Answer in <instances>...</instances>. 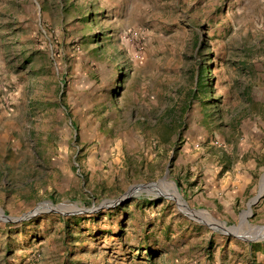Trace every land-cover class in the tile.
<instances>
[{
  "label": "rangeland",
  "instance_id": "1",
  "mask_svg": "<svg viewBox=\"0 0 264 264\" xmlns=\"http://www.w3.org/2000/svg\"><path fill=\"white\" fill-rule=\"evenodd\" d=\"M263 176L264 0H0V264H264Z\"/></svg>",
  "mask_w": 264,
  "mask_h": 264
},
{
  "label": "water",
  "instance_id": "2",
  "mask_svg": "<svg viewBox=\"0 0 264 264\" xmlns=\"http://www.w3.org/2000/svg\"><path fill=\"white\" fill-rule=\"evenodd\" d=\"M165 177H167V176H165ZM165 177H163V179H164ZM161 180H162V179H161ZM161 180H159L158 182H155V183H148V184H146V185H136V186L130 188L129 191H128L127 193H125L122 197H120L119 199H117V200H113V201H105L104 203H102L101 205H99V207H97V209L113 207V206L117 205L118 203L127 200L129 197L132 196V194H130V193H132V191H136V193L149 192V191H152V192H153V191H156V188H157V187H154V186H155L156 184H158ZM133 189H135V190H133ZM134 193H135V192H134ZM261 196H262V195H261ZM261 196H259L258 198H253V199H255V200H254L253 202H251V201L253 200V199H252V200L249 202V204L247 205V211H249V212L251 213V206L254 205V204H256ZM60 207H61V206H60ZM97 209H96V210H97ZM53 210H54V211H57V210H55V209H53ZM186 210H187V209H186ZM40 212H41L40 210L36 209L33 213L25 214V215H24L22 218H20L19 220L28 219V218L32 217L33 215H36V214H38V213H40ZM77 212H78V213H81V212H88V210H86V209H78ZM1 218H2L3 220H5V221H11L10 218L4 216L3 214L1 215ZM15 220H18V219H15ZM231 228H232V227H229V228H225V227H224V230L226 231V234L234 235V234L228 232V230L231 229ZM235 237H239V236H235ZM239 238H241V237H239ZM241 239H245V240H247V241H258V240H250V239H246V238H241Z\"/></svg>",
  "mask_w": 264,
  "mask_h": 264
},
{
  "label": "bare ground",
  "instance_id": "3",
  "mask_svg": "<svg viewBox=\"0 0 264 264\" xmlns=\"http://www.w3.org/2000/svg\"><path fill=\"white\" fill-rule=\"evenodd\" d=\"M160 184V182L158 183V184H156L155 186H158ZM154 186V187H155ZM175 189V188H174ZM259 192H258V196L256 197V198H258L259 196H261L263 193H264V176L261 178V181H260V184H259ZM133 190H135V189H133ZM134 191H132V193H130V194H132V195H136L137 193H136V191H135V193H133ZM171 195L175 198V199H177L179 202H181V199L176 195V193L173 191V190H171ZM255 199H253L252 200V202L254 201ZM182 203V202H181ZM244 213V212H243ZM251 215V213L249 212V211H245V213L242 215V217H241V221H242V223H245L246 222V218L248 217V216H250ZM241 223V222H240ZM259 228H264V227H259ZM231 230H237V227H234V228H231ZM255 230V229H254ZM257 230V229H256ZM264 233V231L263 232H254L253 234L255 235V236H257V237H259V236H262V235H264L263 234ZM239 237H241V236H239ZM241 238H243V237H241ZM246 239H250V240H259V239H254V238H251V237H248V238H246ZM261 240V239H260Z\"/></svg>",
  "mask_w": 264,
  "mask_h": 264
}]
</instances>
